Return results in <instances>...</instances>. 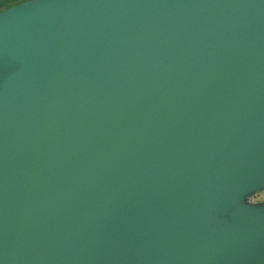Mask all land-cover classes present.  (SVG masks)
<instances>
[{
  "label": "water",
  "instance_id": "1",
  "mask_svg": "<svg viewBox=\"0 0 264 264\" xmlns=\"http://www.w3.org/2000/svg\"><path fill=\"white\" fill-rule=\"evenodd\" d=\"M262 186L264 0L0 12V264H264Z\"/></svg>",
  "mask_w": 264,
  "mask_h": 264
},
{
  "label": "rangeland",
  "instance_id": "2",
  "mask_svg": "<svg viewBox=\"0 0 264 264\" xmlns=\"http://www.w3.org/2000/svg\"><path fill=\"white\" fill-rule=\"evenodd\" d=\"M25 1L28 0H0V12ZM236 207L248 208L254 210L255 212L264 213V186L241 197L237 201ZM219 218H223V216H219Z\"/></svg>",
  "mask_w": 264,
  "mask_h": 264
}]
</instances>
